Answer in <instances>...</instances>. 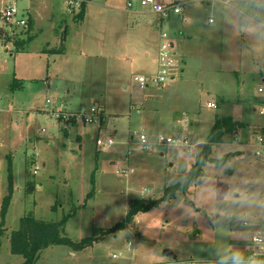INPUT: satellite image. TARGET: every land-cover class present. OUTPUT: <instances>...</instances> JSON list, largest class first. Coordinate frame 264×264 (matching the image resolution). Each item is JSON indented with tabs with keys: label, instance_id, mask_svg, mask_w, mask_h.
I'll list each match as a JSON object with an SVG mask.
<instances>
[{
	"label": "rangeland",
	"instance_id": "1",
	"mask_svg": "<svg viewBox=\"0 0 264 264\" xmlns=\"http://www.w3.org/2000/svg\"><path fill=\"white\" fill-rule=\"evenodd\" d=\"M11 1L21 12L30 11L34 25L28 33L18 30L9 37L0 24V37L7 40L0 41V107L6 121L4 138L10 146L4 152H10L15 181L0 264L23 263L10 254L9 240L21 219L31 216L54 223L73 212L67 225L69 238H85L81 224L98 227L91 236L93 245L85 249L90 261L74 260L67 254L73 252L70 248L52 246L43 251L38 264H159L167 261L165 250H171L177 261L232 264L233 245L246 240L240 233L232 235L231 226L241 228L244 221L264 225V159L245 154L227 163L233 157L227 154L240 149L239 142L250 143L264 126V118L254 112L264 105V94L257 92L264 86V0H157L177 3L185 11L164 18L162 28L157 25L160 17L142 9L140 0H92L82 21L76 18L81 3L74 8L68 0ZM130 2L132 9L127 7ZM248 2H258L257 10L247 7ZM240 11L250 16H241ZM177 27L193 35L183 49L176 45L172 51L176 60L182 51L188 53L185 77L198 76L209 89L222 87L230 95H216L215 111L205 110L212 119L204 126L203 141L216 110L225 104L220 100L244 104L245 128L236 136H224L232 145L219 147L216 160L204 165L206 176L199 183L177 192L175 200L138 214L120 232L115 228L125 220L133 201L158 200L168 188L185 183L184 172L168 171L173 161L170 153L186 167L204 155L206 142L195 136L194 113L184 116L180 111L174 117L186 119L188 132L174 131L201 143L194 161L185 160L179 151L140 147V135L153 144L159 135L173 134L165 128L172 106L165 100L167 84L144 92L132 79L156 73L160 35L168 34L174 43ZM65 30L68 44L63 49L69 55L62 57L51 51L61 47ZM104 46L112 55L123 53V63L103 57ZM176 65L178 70L184 66L178 61ZM14 78L22 88L10 90ZM184 89H189L186 82ZM180 96L189 98L188 92ZM187 105L192 107L190 102ZM94 108L99 115L105 113L104 122L100 118L88 126L80 120L66 123L57 118L59 113H86ZM105 135L115 141L109 150L96 145ZM247 148L253 151L251 145ZM4 161L0 194L6 195L8 163ZM39 183L42 190L36 189ZM129 243L134 251L113 259ZM241 251L243 264H251L247 250Z\"/></svg>",
	"mask_w": 264,
	"mask_h": 264
},
{
	"label": "crops",
	"instance_id": "2",
	"mask_svg": "<svg viewBox=\"0 0 264 264\" xmlns=\"http://www.w3.org/2000/svg\"><path fill=\"white\" fill-rule=\"evenodd\" d=\"M258 4H259L258 2H251V3H249V5L247 7H251V9L253 11H256L257 10L256 7H257ZM30 5H31V7L33 6L32 2H31ZM225 6H229V4L226 3ZM78 12H80V9L78 10ZM28 14H29V17H30V25H29L28 32H30L32 26L34 25L33 24L34 19H33V15L30 13V11H28ZM240 14H241V16H244V17L250 16V15H248L249 14L248 11H247V13H245L244 11H240ZM162 20L163 19L160 18V20L157 21V23L159 22L157 25L160 28H162V26H163V21ZM148 24L149 25H153L152 22H149ZM209 24H212V23H209ZM177 29L179 30V34H176V35L174 34V39H175V41H173L174 43H172V39L170 37L171 43L173 44V49L175 48L176 45L179 48L183 49L184 43H189L192 40L191 38H192L193 35H192V32H190L188 29H183V28H180V27H177ZM63 33H64V35H63L64 38L62 40L61 47H63L64 44H68L67 40H66V39H68V32L65 30ZM177 35H179V36H177ZM0 41H4V39L0 37ZM4 42H7V40H5ZM186 54L188 55V53H183V51H182L181 56L178 57V60H176L179 63H181L182 66L184 65L185 67L183 66V67H181L178 70V69H176L177 68V65H176L175 69L171 73L170 81L165 86V98H166L165 100H168V103H170V101L172 102V106H169L170 107V111L168 112V117L165 118V128H171L172 129L173 134L171 136L186 134V133L175 132L174 130L177 129V128H180L183 131H187V125H186L187 123L185 122L186 119L181 117V118H178L176 120V118L174 117L175 113L177 111L183 112L184 116H185V113H189V114L194 113L193 116H194V118L197 119L196 120V126H197L196 129L197 130L195 132V136L199 140H201L202 142H206L207 141V138H208V136H209V134H210V132H211V130H212V128H213V126H214V124H215L217 119L232 118L234 122H237L240 125H242V128L238 129L237 131H240L243 128H245V126L243 125V123L245 124V122L242 120V112H244V110H243L244 109V104H241L239 102H233L231 104H228V103H230V100L229 101L220 100V104L221 105H223L224 103L225 104L222 106V108H220L219 110H216V111H218V114L213 117V120L211 121V124H210L209 131L207 132V135H206V140L203 141L204 126L206 124H208V122L212 119L211 118L212 116H210L209 112H207V111L211 112V111H215V109H216V108L215 109H208V108H206V105H208L209 102H211V104L215 105L216 104L215 103V101H216L215 100V96L216 95L220 96V97L224 96L226 98L230 97V95H227L228 93H227L226 89L222 88V87L220 89L216 88V90H215V88L212 89V90L209 89L203 83V81L200 80V77H198V76L197 77L194 76L193 78L185 77L184 69L187 66L186 62H185V59H187ZM68 55H69L68 53L64 52L60 56L67 57ZM102 55L105 58H112L115 62H122V59L124 58L123 57L124 54L121 53V52L118 53L117 55H115V54L112 55L110 53V51L107 50L106 46H104V49L102 51ZM149 57H150L149 54H145V58H149ZM236 73H238V72H236ZM13 81L14 82L12 84H9L11 86L10 90L11 89L14 90V89H17V88L18 89L22 88L20 83L17 82L18 80H16L14 78ZM185 82L189 86L188 90H186V89L182 90L183 86L185 85ZM260 88L264 89V86L260 85L258 87V90ZM258 90H257V92H258ZM144 92H146V91H144ZM185 92H188L189 98L186 99V97L183 96L184 99H181L182 96H180V94L182 93V95H183V93H185ZM189 102H190V104H192L191 108H189V106L187 105ZM146 108H147V106L143 107L144 110ZM151 110H155V109H151ZM205 110H207V111H205ZM227 110L229 111L230 114L227 112ZM257 110L258 109L254 110V112L255 111L257 112ZM2 113H3V107L1 106L0 107V119H1V122H0V170L3 171V168L5 166V161L4 160L6 159V161H7L6 157H10L11 158V156H10V152H6L7 148L10 147V146H9L8 142L4 138V135H6V128H5L6 121L4 120V118L2 116ZM104 114H103V117H102V121L103 122H104V117H105ZM262 130H264V126L260 128V131H262ZM237 134H238V132H237ZM186 135H188V134H186ZM227 136H232V135H227ZM224 140H225V138H223V142L221 144L215 145V146L212 147L211 154H210V158L211 159L216 160L215 154L217 153V150L219 149L220 146L227 145V144L228 145H232V143H226ZM249 145H250V143H243L242 144V143L239 142L238 146H239L240 149H237L233 153L230 152V153L227 154V155H229V154L233 155V157L227 163H229L234 158H241L245 154H247V157H252L253 155H251V152L249 151L250 149L247 148ZM5 149H6V151L4 152ZM174 151H176V150H174ZM179 152L182 154V156H184L183 158H185V160H187V161L188 160L189 161L190 160L194 161L193 158H196V153L193 154V155H186V154L182 153L181 151H179ZM170 155L172 156L171 159L173 161H172V163L171 162L169 163L170 167H169L168 171L171 172V174H173V173L175 174V172H177V171H182V172H184L183 174L186 176L190 172V170L194 167V165L196 164V162L194 161V162H191V164L186 167V164L180 158H178L174 153H170ZM227 155H225V156H227ZM162 156H164V155H162ZM34 161L36 162V164L38 163L37 160H34ZM42 164L46 165L44 163H42ZM226 164H224V165H226ZM6 168H7V165H6ZM203 169H204V167H203ZM166 176L168 177V172L166 173ZM204 176H206V175H205V173L203 171V177ZM199 182H197V183H199ZM193 184H196V183H193ZM42 188H43V186L40 183L36 187L37 190H42ZM166 188H168V186H165V189ZM144 193L147 194L148 190H145ZM4 196H5L4 193L0 194V201H2V199H4L3 198ZM176 197H177V195H175L174 198L171 201L175 200ZM46 223H53V222H46ZM244 223H250L251 227L248 228V229L244 228L243 227ZM68 224H69V222H68ZM243 224H242L241 228L240 227L237 228L238 225H235V227L231 226L232 235H236L237 233H240L241 234V238L246 240V242L234 244L233 248H232V251L234 253L240 255L241 253H243V251H241V250H243V249L247 250V252H248L247 259H249V251L248 250H249V247H250V241H251V237H252V234H253V229L254 228H259L260 225L258 223L249 222V221H244ZM67 225H66V228H65V233L69 237V234L67 233ZM90 225H91L90 223L87 226H86V224H81L80 227H79V229L82 230L81 233H85L86 232L84 234L85 238H90L92 236V234H94V231H96L95 229H98V227H93V226L91 227ZM81 235H83V234H81ZM85 238H81V239H78L76 241H74L71 238L70 239L73 242L77 243L80 240H83ZM2 246H3V244H2ZM67 254H68L69 257L73 258L74 260H78V261L88 262V261H90V258H91V255L89 253H87L85 249L81 250V251H76V252H74V251L73 252H68ZM212 262L215 263V264H218V262L210 261V263H212ZM248 262H250V261H248ZM172 263H173V261L167 259V261H165V263H159V264H172ZM231 263H232V261H231ZM250 263L253 264V262H250ZM255 264H259V263H255Z\"/></svg>",
	"mask_w": 264,
	"mask_h": 264
},
{
	"label": "built area",
	"instance_id": "3",
	"mask_svg": "<svg viewBox=\"0 0 264 264\" xmlns=\"http://www.w3.org/2000/svg\"><path fill=\"white\" fill-rule=\"evenodd\" d=\"M69 6L79 7V0H68ZM133 3H128L127 7L129 9L133 8ZM140 7L144 10H147L150 14L164 19L169 15L180 16L184 13L182 6L178 4L165 5L157 0H140ZM212 23V21H210ZM0 24L3 28L2 33L8 35L9 37H15L18 30H22L24 33L28 31L30 25L29 14L23 13L18 9V6L11 0H0ZM26 35V34H25ZM159 48H158V63L157 71L152 75H141L133 77V84H135L141 91H146L149 88L159 89L162 86H165L171 79V73L176 67V56L172 52L173 44L168 34H161L159 39ZM258 94H264V89L260 88ZM47 104H49L47 102ZM208 109H215L214 104H208ZM257 113L260 117L264 118V105L257 110ZM98 111L94 108L86 113H73V114H63L59 113L57 115L58 120L61 117L62 121L66 123H73L78 120L82 121L85 125H94L100 119ZM60 120V121H61ZM239 141V140H238ZM140 147L144 150H150L153 148H162L168 150L181 151L186 155H193L198 151V148L201 146V143L194 142L191 138L186 135H174V136H165L159 135L155 143L151 144L149 138L146 135H140L139 138ZM96 145L101 150H109L115 145L114 138L112 136L102 137L97 140ZM250 145L253 148L251 155L257 159H264V130L256 134L253 139L250 141ZM38 168L34 171V175L37 174ZM123 174L127 175V170L122 171ZM244 228H250V223H244ZM134 251V246L132 243H129L125 249V252H121L117 256H114L113 259H118L122 257L123 253H132ZM249 259L248 261L253 263L264 264V225L259 226V228L253 229V234L250 241L249 247ZM172 264H211L203 263L196 260L188 261H176Z\"/></svg>",
	"mask_w": 264,
	"mask_h": 264
},
{
	"label": "trees",
	"instance_id": "4",
	"mask_svg": "<svg viewBox=\"0 0 264 264\" xmlns=\"http://www.w3.org/2000/svg\"><path fill=\"white\" fill-rule=\"evenodd\" d=\"M80 12L77 17L82 21L86 14L87 5L92 0H80ZM19 43H16L18 45ZM25 44L21 42L22 46ZM19 45V46H20ZM52 53L56 55H62L64 53L63 47L57 50H52ZM103 114L100 115L102 119ZM242 128L237 122H234L232 118L217 119L205 144L204 155L200 161H198L190 172L185 176V183L168 188L163 194L162 198L155 201L136 200L131 203L129 211L123 222H120L116 226L115 230L120 232L127 228L140 213H146L153 208H158L162 203L171 201L177 192L186 191L193 183L198 182L203 177V167L206 163H213L210 158L212 147L219 145L223 142L225 135L236 136L237 130ZM227 161V160H226ZM7 194L3 197L0 208V250L2 247L3 239L6 236L5 218L7 216L11 201L14 194V179H13V167L12 159L7 157ZM220 164V163H219ZM222 164V163H221ZM55 210V206L53 207ZM75 212L66 215L59 222L46 223L39 221L33 217H24L20 220V226L17 231L12 232L10 235V253L13 256L21 257L23 259L22 264H38L41 259L43 251L46 249L56 247H67L72 251L84 250L94 243V238L84 239L80 243L73 242L65 233L66 225L69 220L74 216ZM97 231H94V234ZM101 233H107L108 231L101 230Z\"/></svg>",
	"mask_w": 264,
	"mask_h": 264
},
{
	"label": "water",
	"instance_id": "5",
	"mask_svg": "<svg viewBox=\"0 0 264 264\" xmlns=\"http://www.w3.org/2000/svg\"><path fill=\"white\" fill-rule=\"evenodd\" d=\"M39 188V187H38ZM31 192L32 191H34V189L33 188H30L29 189ZM163 257L164 258H166V259H169V260H171V261H173V262H176L177 261V257H176V255L171 251V250H165L164 252H163Z\"/></svg>",
	"mask_w": 264,
	"mask_h": 264
},
{
	"label": "clouds",
	"instance_id": "6",
	"mask_svg": "<svg viewBox=\"0 0 264 264\" xmlns=\"http://www.w3.org/2000/svg\"><path fill=\"white\" fill-rule=\"evenodd\" d=\"M232 264H243L241 257L238 254H233L231 257ZM226 264V262H224Z\"/></svg>",
	"mask_w": 264,
	"mask_h": 264
}]
</instances>
